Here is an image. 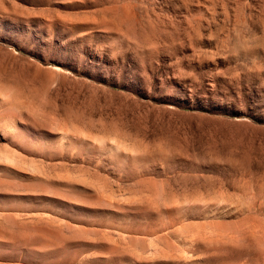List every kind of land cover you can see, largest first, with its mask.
Instances as JSON below:
<instances>
[{
  "label": "rangeland",
  "instance_id": "obj_1",
  "mask_svg": "<svg viewBox=\"0 0 264 264\" xmlns=\"http://www.w3.org/2000/svg\"><path fill=\"white\" fill-rule=\"evenodd\" d=\"M0 264H264V0H0Z\"/></svg>",
  "mask_w": 264,
  "mask_h": 264
}]
</instances>
